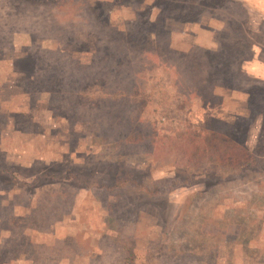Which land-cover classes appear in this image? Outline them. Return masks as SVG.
<instances>
[{
  "label": "rangeland",
  "instance_id": "374dc122",
  "mask_svg": "<svg viewBox=\"0 0 264 264\" xmlns=\"http://www.w3.org/2000/svg\"><path fill=\"white\" fill-rule=\"evenodd\" d=\"M263 136L264 0H0V264H264Z\"/></svg>",
  "mask_w": 264,
  "mask_h": 264
},
{
  "label": "trees",
  "instance_id": "16d2710c",
  "mask_svg": "<svg viewBox=\"0 0 264 264\" xmlns=\"http://www.w3.org/2000/svg\"><path fill=\"white\" fill-rule=\"evenodd\" d=\"M170 2H171V0H167V3H170ZM198 5H199V3L197 4V7L195 8L194 13L196 12V9L198 8ZM118 39L119 40L124 39L122 34H121V36ZM128 45L132 46L133 48L135 47L134 45H132L131 42H129ZM136 49H138V48H136ZM112 51H113V49L108 52V55L110 56L109 58H112L113 54H115ZM127 54L129 55V52H127ZM127 54H126V56H127ZM214 55L215 56L216 55L219 56L218 53H214ZM191 61H192L194 73H195L196 76H199L200 80H202V78L205 77V76H210L208 74V71H209L208 68L211 70L212 73L215 72V69L210 66V61H207V63L199 64V62L196 60V56L195 55L192 56ZM204 65L206 66L205 67V71H204ZM207 66H209V67H207ZM262 141H264V136L262 137L261 142H260V144H258L256 149H254V151H252V153L250 155V159L251 158L253 159V157H255V155L257 154L255 151L260 150L261 145H262ZM263 144H264V142H263ZM220 162H221L220 160L214 159V160H212V163H209L212 168H214V167L217 168V167L220 166L221 172H217L216 170H213L212 172L209 173L208 178L209 177H221L223 175V172H226L223 169L224 167L222 168L221 164H219ZM103 166H105V165H101V166H99V168H102ZM105 170H107L109 177L104 179V182H102L100 184L98 182L97 183H92L91 186H96V187H104L105 186V187H110V188L122 187L124 189L141 188V186H142V182L141 181H143V180L141 179V177L140 178L131 179V178H128L125 175H123L121 172L116 171V170H114L112 168L105 169ZM85 171H84V173L80 172V171H79V173H76V172L75 173H70L68 178L74 185H76L78 187L86 186V185L89 184V181H88L89 177L85 174ZM95 171L97 172V170H95ZM94 172L92 173V176L94 177L93 180L98 178V175H97L98 173H94ZM197 175L198 174L196 172L188 169V167H176L175 170H174V173L172 175V181L170 182L171 183L170 185H172V187L173 186H178V185H188V184H190L193 181L192 177L195 176V178H196ZM159 192H160L159 188H156V189H153V190H149V191H145V190L143 191V193H145V194H147L149 196H152V197L157 195V194H159Z\"/></svg>",
  "mask_w": 264,
  "mask_h": 264
}]
</instances>
